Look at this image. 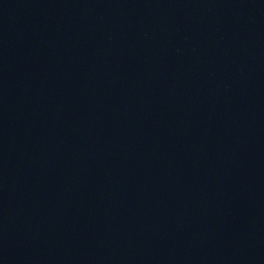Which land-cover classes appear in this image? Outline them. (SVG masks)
I'll list each match as a JSON object with an SVG mask.
<instances>
[{
    "label": "water",
    "instance_id": "95a60500",
    "mask_svg": "<svg viewBox=\"0 0 264 264\" xmlns=\"http://www.w3.org/2000/svg\"><path fill=\"white\" fill-rule=\"evenodd\" d=\"M0 264H264V0H0Z\"/></svg>",
    "mask_w": 264,
    "mask_h": 264
}]
</instances>
